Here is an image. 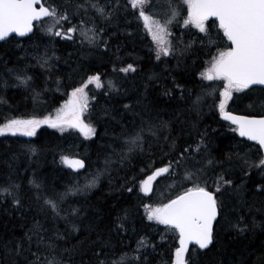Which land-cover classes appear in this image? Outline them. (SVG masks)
I'll use <instances>...</instances> for the list:
<instances>
[{
	"label": "trees",
	"instance_id": "16d2710c",
	"mask_svg": "<svg viewBox=\"0 0 264 264\" xmlns=\"http://www.w3.org/2000/svg\"><path fill=\"white\" fill-rule=\"evenodd\" d=\"M103 1L43 0L45 6L67 9L69 21H61V28L79 26L81 20L86 27L95 28L99 39L94 44L82 42L78 31L72 34L73 40H58L46 31L49 19L35 25L33 34L26 39L13 37L0 43V126L10 119L45 118L49 109L58 104L57 91L66 94L81 86L88 76L112 74L119 79L114 88L103 94L105 97H99L98 104L85 110L87 121L95 129L90 136L83 137L73 128L41 124L33 136L20 133L16 137H0V179L5 180L0 187L10 182L18 184L15 194L21 201L14 204L13 197L0 195V264H30L36 256L44 264L48 260L98 264L105 255L111 260L123 252L139 257L130 264H172L177 234L148 220L145 205L153 203L151 195L156 194L158 186L174 199L192 186L191 181L183 179L185 171L197 169L202 170L201 186L217 195L223 210L214 224L213 244L203 250L190 248L186 258H191V264H264V227L251 228L253 220L264 226V170L244 163L247 158L259 164L263 157L255 143L240 139L236 128L221 120L216 108L218 93L210 90H221L224 82L199 78L205 60L215 50L229 45L222 31L215 21H206L212 45L204 33L194 34V44L186 48L187 42L177 49L172 62L154 64L152 37L139 14H132L129 3L122 0L123 6L111 26L99 27V14L91 3L103 5L106 11L117 4V0ZM169 1L173 7L181 3ZM151 3L165 6L166 0ZM77 4L84 7L77 10ZM48 54L55 57L54 67L58 69L52 71L49 83L34 69L48 68L43 63ZM129 64L135 71H120ZM18 74L31 77L30 89L16 79ZM45 88L50 90L48 97L43 93ZM166 90L169 94H165ZM203 92L210 94L194 109L192 101ZM226 111L241 116L263 115L264 91L233 92ZM137 135L139 140L133 145L131 140ZM186 148L188 152H184ZM62 156L81 159L85 172L70 170ZM27 158L32 167L24 172L19 164L27 162ZM177 160H181L179 167ZM168 165L169 173L156 180L151 195L146 197L140 191V181ZM92 172L96 173L95 184L85 187ZM84 174L89 178H83ZM219 176L232 180L234 185L243 182L244 204L238 203L240 197L230 186L223 185L216 192ZM31 179L41 184L43 192L29 184ZM77 188L80 190H74ZM38 193L40 200L36 198ZM62 193L67 195L60 199L58 194ZM43 196L58 203L55 212L44 205ZM125 216L124 227L117 229V218ZM240 216L249 225L244 234L229 227ZM37 221L44 229L40 235L55 247L49 249L47 243H37V236L30 231ZM26 234L31 235V244ZM141 237L146 246L136 251ZM18 243L23 247L19 254ZM104 244L107 247L101 252Z\"/></svg>",
	"mask_w": 264,
	"mask_h": 264
},
{
	"label": "snow or ice",
	"instance_id": "6c2138e0",
	"mask_svg": "<svg viewBox=\"0 0 264 264\" xmlns=\"http://www.w3.org/2000/svg\"><path fill=\"white\" fill-rule=\"evenodd\" d=\"M87 3L88 0H85ZM133 9L139 10V18L143 20L144 27L151 35L153 42L157 45V59L160 58L161 53L168 56L173 51L171 41L167 39L170 35L168 26L179 16L177 8L173 7L169 2L171 15L168 19L161 23L154 19L147 10L152 8L151 0H129ZM187 6V16L183 21L185 26H192L204 33L208 37V43L212 45L214 41L209 36L206 29L205 22L210 17H215L218 21L219 30L222 31L223 37L227 39L229 45L218 52L210 62V66L206 67L200 73L202 79L207 81L222 80L224 82L223 90L220 91V100L218 104L219 112L225 120H230L237 125L236 130L241 137H247L251 141H255L260 149H264V116L256 118L253 116H237L225 111V106L228 100L232 97L233 91L242 92L244 90H251L253 86H264V0H183ZM39 4V7L37 5ZM76 9L83 8V4L75 5ZM102 17L106 9L98 6L96 3H91ZM109 14L111 9L107 10ZM47 18L51 21L46 31L56 37H63L67 40H73V33L77 31L88 44H94L99 39V32L93 27H86L85 21L81 20L80 25H73L68 27L66 31L57 28L61 21H69L67 9L61 10L56 5L45 6L43 0H0V40H5L10 34L15 33L19 36H25L33 29V21ZM100 31H103L101 29ZM191 45H186V48ZM47 59L43 61L47 64ZM135 71L133 66L129 64L126 68L120 69L122 72ZM16 79L24 85H27L31 77L27 75H17ZM59 83V81H57ZM95 83L97 87H101L99 74L88 77L80 87L74 88L69 94V100L65 105L57 111L54 118L45 117L43 119H10L7 123L0 127V134L4 132H21L26 136L35 135L36 129L41 124H48L49 127L57 128L68 126L78 128L85 136L94 134L95 129L85 124L82 120V114L88 107L87 93L85 88L88 84ZM109 86L114 87L111 81ZM177 87H181L177 85ZM214 91V90H213ZM165 94H169L166 90ZM208 92H203L197 95L192 101V107L198 109L204 101V97L209 95ZM183 98V96L181 97ZM128 108V105H125ZM139 140V135L133 137L131 143L135 145ZM173 143H175L173 141ZM199 145H197V149ZM185 149L184 152H188ZM183 156V153L181 154ZM66 164L70 163L73 168H83L84 162L82 160L69 161L67 156L61 157ZM181 160H177L176 164L179 167ZM212 163L211 160L208 161ZM244 163L249 168L255 166L264 170V158L259 160V164L250 162L244 158ZM171 165L157 168L151 175L140 181V191L147 194L152 191V182L156 180L162 173H169ZM201 169L196 171L186 170L183 179L191 181L192 186L188 187L181 194L174 199H170L167 203L160 204L156 207L145 205L147 209V219L155 220L159 224L175 229L179 233V247L175 249L172 264H191V258H186V253L189 251L188 245L194 242L198 248L207 249L214 241V221L223 210L222 201L218 200L217 195L212 191L207 190L206 186H201L200 175ZM175 175V173H172ZM247 174V173H245ZM96 178H93L88 185L90 187L95 184ZM222 181V184H221ZM216 192H220L223 185L230 186L232 191L237 194L240 199L238 203L244 204L242 196L241 185H234L232 180L224 179L223 176L217 178ZM29 184L33 185L37 190L40 189L41 184L35 180H29ZM206 184V182H205ZM259 187V186H258ZM19 190V185L9 183L5 187H0V195H7L13 197L14 204H20L19 197L15 194ZM74 190H80L79 188ZM71 191V189H70ZM129 191H132L130 188ZM60 199H63L67 193L58 194ZM37 200L41 199V194H37ZM44 205L50 206L52 211H56L58 203L53 199L43 196ZM75 211V210H74ZM117 229L124 227L123 221L125 217H118ZM229 227L239 234H244L249 231V225L244 223V217L240 216L238 219L229 224ZM258 227H264L260 223L253 220L251 228L254 230ZM32 231L37 236V243H47L49 249L55 247L51 242H46L44 237L40 235L44 231L39 221L36 222ZM29 244H31V235L26 234ZM146 246L145 238L141 237L138 241V248ZM107 244L102 245L101 252ZM23 250L22 244L16 245V252L19 254ZM195 252V249H193ZM36 256L35 253H33ZM99 256L100 253H97ZM132 259H139V257H130L129 253L123 252L119 256H114L109 260L105 255L104 259H99L98 264H130ZM30 264H44L40 261L39 256H36L34 261ZM47 264H64L63 261L48 260Z\"/></svg>",
	"mask_w": 264,
	"mask_h": 264
},
{
	"label": "rangeland",
	"instance_id": "374dc122",
	"mask_svg": "<svg viewBox=\"0 0 264 264\" xmlns=\"http://www.w3.org/2000/svg\"><path fill=\"white\" fill-rule=\"evenodd\" d=\"M128 3H129V0H126ZM104 3H106V2H112V0H104L103 1ZM169 0H166V5L165 6H161V5H159V4H155V3H152V8H150V9H148L147 11L148 12H150L151 13V15L153 16V18L154 19H157V20H159L161 23H164L165 21H166V17H169L170 15H171V9L169 8ZM103 3V4H104ZM99 6V5H98ZM103 5H100V7H102ZM122 0H117V4L113 7V10H111V13L109 14V12H107V11H105V14H104V16L102 17L101 15H99V19H100V22H101V24H99L98 26L99 27H101L102 25H105V26H109L110 25V22H111V20H113V19H115V14L116 13H118L119 12V10H120V8H122ZM129 6H130V11H131V13L132 14H135V12H137L138 14H139V10L138 9H133L132 8V6H131V4L129 3ZM175 8H177V10L179 11V16H177L176 17V19L172 22V25H171V28H169V26H168V31H169V33H170V35L167 37V39L169 40V41H171V44H172V46H173V51L171 52V54L170 55H168V56H164L162 53H161V55H160V58L159 59H157L156 57H157V45L153 42V40L151 39V45H152V49H153V51H154V53H155V58H154V60H153V63L154 64H156V63H170V62H172L174 59V52H176L177 51V49H179V48H182V47H184V44L185 43H187V42H189V44L191 45V44H194V40L196 39V37L195 36H193L194 34H201L200 32H199V30L198 29H196L195 27H192V26H185L184 24H183V21H184V19L186 18V16H187V6L183 3V0H181V3L180 4H177V6L175 7ZM95 12H97L96 10H95ZM134 21L135 22H137L138 21V19H134ZM142 21V24L144 25V22H143V20H141ZM205 24H206V22H205ZM111 26V25H110ZM116 27V26H115ZM57 28L58 29H60V30H62V31H66V29L68 28H65V29H63V28H61L60 26H57ZM207 28V27H206ZM116 29H117V27H116ZM185 33H187V36H185ZM188 36H191V38L188 40V39H186ZM55 38H57L58 40H60V41H62L64 38L63 37H56V36H54ZM219 51H221V50H215L211 55H210V57L209 58H207L206 60H205V62L203 63V66H202V71L201 72H203L204 71V69L206 68V67H209L210 66V62H211V60H212V58L214 57V56H216V55H218V52ZM48 59H47V64H46V66H48V68H45V67H43V66H34V69L35 68H37L43 75H44V77H45V80H46V82L47 83H49L50 82V80H51V74H52V71H56V70H58L57 69V67H54V65H56V61H55V57L54 56H52V55H50V54H48ZM52 62H54L55 64H53L52 65ZM164 69V68H163ZM163 71H165V70H163ZM12 74V73H11ZM14 75V74H13ZM89 77V76H88ZM47 78L49 79V80H47ZM199 78H201L202 79V77L199 75ZM202 80H204V79H202ZM100 81H101V87H97L96 86V84L95 83H90V84H88L87 86H86V88H85V92L87 93V102H88V106H90L91 104L93 105V104H98V102L101 100L99 97L100 96H102V97H105V95H103V94H105V92L106 91H108V90H111L112 88H114L115 87V83L117 82V81H119V79L117 78V77H115V76H113L112 74H108V76H106V77H104L103 75L102 76H100ZM109 81H111L112 82V84L114 85V87H110L109 86ZM205 82H211V83H213L215 80H213V81H207V80H204ZM219 80H217V82H218ZM85 83V81L83 82V84ZM28 85V87H29V84H27ZM80 87V86H79ZM223 87H224V83H222V89L221 90H223ZM77 88V87H76ZM29 89H30V87H29ZM71 90H73V89H71ZM214 90V91H213ZM220 89L219 90H216L215 88H213L212 87V90H210V92L213 94V93H218V97H219V100H220V91H221ZM50 92V90H49V88H45L44 90H43V93H45V97H48V93ZM72 91H70V92H68V93H66V94H62V93H60L59 91H57V98H58V104L57 105H55L54 107H51L50 109H49V114L46 116V117H51V118H54L56 115H57V111L59 110V109H61L64 105H65V103L69 100V94L71 93ZM233 92H235V91H233ZM102 93V94H101ZM206 98H208V95H206ZM49 100H51V97H50V99ZM54 100V98H52V101ZM231 100V98L228 100V102H227V104L229 103V101ZM219 104V101H218V103H217V105ZM227 104H226V106H225V111H226V107H227ZM91 105V106H92ZM217 105H216V108H218L217 107ZM86 111H87V109H86ZM218 112H219V108H218ZM86 113L87 112H83V114H82V120L84 121V123L85 124H89V125H91L90 123H89V121H87V118H86ZM219 115H220V118H221V114H220V112H219ZM16 119H21V118H16ZM222 120V119H221ZM5 125V124H4ZM4 125H1L0 127H2V126H4ZM44 125H48V124H44ZM49 126V125H48ZM92 126V125H91ZM63 128L64 129H69V128H72V127H68V126H63ZM73 129H75L76 131H78L79 133H80V135L81 136H83V137H85V135L84 134H82L81 133V131L78 129V128H73ZM20 133L21 132H16L15 134H13V133H11V132H4L3 134H0V137H3L4 135H7V136H15L16 137V135L18 136V135H20ZM22 134V133H21ZM263 157V156H262ZM69 158V161L71 162V161H73V160H75V159H79V158H77V157H68ZM264 158V157H263ZM26 160H28L27 162H21L19 165L20 166H23V169H24V172L25 171H28L29 169H31V167H32V162H31V160L30 159H26ZM65 165L70 169V170H72L73 172H75V170L70 166V163L69 164H66L65 163ZM19 166V167H20ZM44 167V166H43ZM85 170H86V168L84 167V169L82 170V172H80V173H83V172H85ZM156 170V169H155ZM154 170V171H155ZM153 171V172H154ZM76 173V172H75ZM93 174L95 175L96 173H91V175H92V178L90 179V180H92L94 177H93ZM152 174V173H151ZM150 174V175H151ZM165 174V173H164ZM163 174V175H164ZM163 175H161V176H163ZM161 176H159V177H161ZM82 177L83 178H89L88 177V175L87 174H84V175H82ZM158 177V178H159ZM158 178L156 179V180H158ZM5 180L4 179H0V185H2V184H4L3 182H4ZM156 182V181H155ZM155 182H154V184H155ZM154 184H153V186H154ZM39 190H41L42 192H43V190H42V188H40ZM154 193H156V194H152L151 195V192L149 193V195H146V197H148V196H150L151 195V197H152V204H150V206H152V207H156V206H158V205H160V204H163V203H165V201H167L168 199H170L171 197H172V194L169 192V191H167L165 188L164 189H161V188H159V186H158V188H157V191L156 192H154ZM144 194V193H143ZM145 211H146V217H147V209L145 208ZM165 226V225H164ZM171 229V228H170ZM173 230V229H172ZM175 231V230H174ZM176 232V231H175ZM176 234H177V232H176ZM177 237H178V239H177V248H178V243H179V236H178V234H177ZM194 248V247H193ZM199 249V248H198ZM187 254V253H186Z\"/></svg>",
	"mask_w": 264,
	"mask_h": 264
},
{
	"label": "water",
	"instance_id": "95a60500",
	"mask_svg": "<svg viewBox=\"0 0 264 264\" xmlns=\"http://www.w3.org/2000/svg\"><path fill=\"white\" fill-rule=\"evenodd\" d=\"M37 7H39V4L37 5ZM47 18H42L41 20H37V21H33V29H34V24H36V23H39V22H41V21H43V20H46ZM208 20H214V21H216V19H215V17H210ZM217 22V24H218V21H216ZM33 29H32V31L30 32V33H27L25 36H19V35H17V34H15V33H12V34H10V36L8 37V38H6L5 40H0V43H3V42H5V41H7L8 39H10V38H13V37H15V38H17V39H25V38H27L28 36H30L31 34H32V32H33ZM230 43V42H229ZM252 88H256V89H261V90H263L264 91V86H253ZM234 115V114H233ZM237 116H239V115H237ZM264 116V115H263ZM254 117V116H253ZM261 116H259V117H256V118H260ZM221 119L223 120V121H225V122H227V123H229L230 125H232L233 127H235V128H237V125H235V124H233L230 120H225L222 116H221ZM237 134H238V136H239V138L240 139H242V140H244V141H246V142H250V143H255L257 146H258V148H259V150H260V152H261V154H262V156L264 157V149H260V146L255 142V141H251V140H249L247 137H241L240 135H239V132L237 131ZM75 160H81V159H75ZM73 168V167H72ZM75 171H82L83 169H84V167L83 168H73ZM164 173H162L161 175H163ZM160 175V176H161ZM159 177V176H158ZM157 177V178H158ZM156 178V179H157ZM156 180H154L153 182H152V186H153V184H154V182H155ZM151 192V191H150ZM149 192V193H150ZM149 193H147V194H145V195H149ZM214 224H215V221H214ZM168 227V226H167ZM173 230H175V229H173ZM176 231V230H175ZM177 232V231H176ZM177 234H178V236H179V233L177 232ZM180 245H179V243H178V247H179ZM191 247H197L198 248V245H195V243L194 242H190L189 243V245H188V248L190 249Z\"/></svg>",
	"mask_w": 264,
	"mask_h": 264
},
{
	"label": "bare ground",
	"instance_id": "6f19581e",
	"mask_svg": "<svg viewBox=\"0 0 264 264\" xmlns=\"http://www.w3.org/2000/svg\"><path fill=\"white\" fill-rule=\"evenodd\" d=\"M114 71V70H113ZM84 167H85V164H84ZM86 168V167H85ZM75 172H82V171H75Z\"/></svg>",
	"mask_w": 264,
	"mask_h": 264
}]
</instances>
